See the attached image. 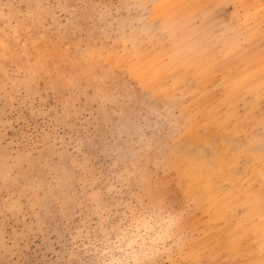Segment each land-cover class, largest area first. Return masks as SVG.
I'll use <instances>...</instances> for the list:
<instances>
[{
    "label": "rangeland",
    "instance_id": "1",
    "mask_svg": "<svg viewBox=\"0 0 264 264\" xmlns=\"http://www.w3.org/2000/svg\"><path fill=\"white\" fill-rule=\"evenodd\" d=\"M0 264H264V0H0Z\"/></svg>",
    "mask_w": 264,
    "mask_h": 264
}]
</instances>
